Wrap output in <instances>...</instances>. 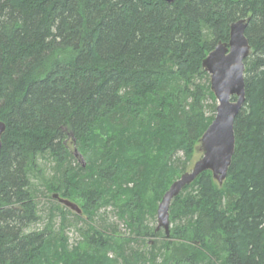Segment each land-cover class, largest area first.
<instances>
[{
    "label": "trees",
    "instance_id": "1",
    "mask_svg": "<svg viewBox=\"0 0 264 264\" xmlns=\"http://www.w3.org/2000/svg\"><path fill=\"white\" fill-rule=\"evenodd\" d=\"M247 18L227 179L207 171L187 186L166 237L147 217L216 114L203 61ZM0 121V264H264V0H0ZM41 187L81 205L77 245L67 212L83 217L56 202L33 229ZM106 207L135 238L93 225ZM149 237L150 252L129 247Z\"/></svg>",
    "mask_w": 264,
    "mask_h": 264
},
{
    "label": "water",
    "instance_id": "2",
    "mask_svg": "<svg viewBox=\"0 0 264 264\" xmlns=\"http://www.w3.org/2000/svg\"><path fill=\"white\" fill-rule=\"evenodd\" d=\"M173 4L176 0H161ZM249 18L231 24L228 43H218L203 61L204 70L210 75L211 91L218 104L216 116L200 139L198 151L202 157L191 171L182 174L165 193L157 209V231L163 229L166 237L171 234L170 208L173 200L193 184L204 172L210 171L220 186L227 179L236 148L235 120L246 105L245 61L251 56L252 47L246 37ZM236 99L235 101L233 99ZM6 130L0 121V155L2 136ZM60 204L82 214L81 209L68 199L54 195Z\"/></svg>",
    "mask_w": 264,
    "mask_h": 264
},
{
    "label": "rangeland",
    "instance_id": "3",
    "mask_svg": "<svg viewBox=\"0 0 264 264\" xmlns=\"http://www.w3.org/2000/svg\"><path fill=\"white\" fill-rule=\"evenodd\" d=\"M206 103H208V105H211L210 100L207 101ZM217 104H218V102L216 101V105ZM208 110H209L208 115H213L212 109L209 106H208ZM215 116H216V114H215ZM72 148H73V146H72ZM178 157H180L182 160H184L183 152H180L178 154ZM201 157H202V154L199 151H197V153H195L194 157L188 163L187 171H191L195 162L197 160H199ZM45 165L48 166L47 164H45ZM40 189L42 191V194L40 195V199H39L40 213L42 215V220H41V223L38 224L37 226H34L33 229L45 227L47 225V223L49 222V218L46 215L47 210H48V208L52 207V204H54V202L59 204L60 207L63 206L62 204H60L58 199L52 198V196L50 194H48V192H46L44 188L41 187ZM74 203H75V201H74ZM79 205H78V207L81 208V205L80 206ZM67 210H69V209H67ZM70 212H72V211L70 210ZM67 214H68L67 216H68V220H69V225H67V227H64L63 233L69 238V243H70V246L72 247V246L77 245V243L81 241V239H82L81 230L85 231L87 229V225L85 223V220L87 219V217L85 214H82L81 215L83 217L82 221H76L75 217L72 214H70L68 212H67ZM120 215L121 214L119 212L118 213L115 212L113 207L102 208L101 210H99V215L94 220L93 225L96 226L97 228L99 227V229L105 230L107 233H111L113 230H117L116 233L118 232L119 234H121L120 235L121 237L135 238L136 236L130 232L129 228L126 226V224L124 222V219H122ZM101 218H103V220H101ZM63 220L64 219L60 216V214L58 212H55V218L53 220V225L57 231L59 230V228L62 227V224H63L62 221ZM146 223L150 227L156 228L158 226L157 215H156L155 219H153V217L148 216ZM160 231L162 232L163 230L161 229ZM138 240H141V239L139 238ZM158 240H160V237H158V238L149 237V238H147V240L144 241V243L135 241V242L131 243L129 247H131L134 250H139V251L148 253L151 251L150 246L153 243V241L155 242ZM109 256L111 258H113V257L115 258V254L113 252H110ZM120 262L122 263V260H120Z\"/></svg>",
    "mask_w": 264,
    "mask_h": 264
}]
</instances>
